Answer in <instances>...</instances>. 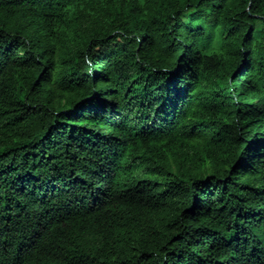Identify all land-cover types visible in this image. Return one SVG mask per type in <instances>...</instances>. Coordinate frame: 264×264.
I'll list each match as a JSON object with an SVG mask.
<instances>
[{"label": "trees", "instance_id": "obj_1", "mask_svg": "<svg viewBox=\"0 0 264 264\" xmlns=\"http://www.w3.org/2000/svg\"><path fill=\"white\" fill-rule=\"evenodd\" d=\"M0 264H264V0H0Z\"/></svg>", "mask_w": 264, "mask_h": 264}]
</instances>
